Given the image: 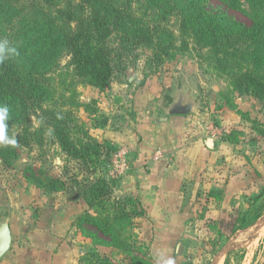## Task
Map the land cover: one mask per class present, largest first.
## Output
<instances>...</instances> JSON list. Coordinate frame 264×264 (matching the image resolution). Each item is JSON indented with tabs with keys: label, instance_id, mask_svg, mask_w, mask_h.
Here are the masks:
<instances>
[{
	"label": "rangeland",
	"instance_id": "obj_1",
	"mask_svg": "<svg viewBox=\"0 0 264 264\" xmlns=\"http://www.w3.org/2000/svg\"><path fill=\"white\" fill-rule=\"evenodd\" d=\"M19 2L28 4L25 0ZM241 4L248 14L255 10L260 12L258 5H251L247 0H241ZM134 6L139 14L151 15V12L146 11L145 0H135ZM246 13L234 12L233 15L247 21ZM167 26L174 33L177 48L173 51L174 55L165 58L163 63L154 57L152 48L134 45L122 47L115 37L113 41L117 50L114 76L111 84L103 90L83 84L72 74L67 68L69 57L65 50L53 71H49L48 78L54 96L52 103L60 104L61 108L71 113V117L104 146L102 161L95 168L66 155L56 143L51 129L41 127L38 121L34 123L31 131L33 136H29L28 146L20 143L24 137L21 128L15 126L6 129L0 123V132L5 133L3 138L0 137V205L3 204L0 206V218L11 215L14 209H19L12 215H20L24 227L16 232V237L36 225L33 219L41 217L46 208L52 206V201L61 199L60 196L65 203L84 204L83 201H86L79 195V190L89 178H106L114 196L120 197L113 188L118 177L110 174V164L113 154L123 147L100 141L93 135L96 133L95 128L108 123L112 127H123L127 122L134 121L139 112L160 121L179 92L196 103L195 111L183 118L186 121L184 134L195 136V130L199 129L201 137L218 142L225 141L222 150L226 153L223 157H218L220 163H215L218 168H231L227 157L233 159L236 156L240 162L239 167L244 171L248 163H251L247 162L250 161L247 154H254L257 158L262 156L264 100L235 89L230 79L216 65L207 48H201L192 39H188V47L184 49L176 17H172ZM74 97L76 101L88 104L89 111L84 107H72ZM135 105L139 108L138 111H134ZM5 140L14 143H5ZM50 180H59L63 185L60 187L57 182L58 186H54ZM214 181L217 180H212V184ZM211 188L212 186L200 188L198 195L202 201L199 200L196 208L191 211L196 219L193 223L172 226L181 232L186 226L192 227L196 235L193 239H174L168 242L164 239L166 226L165 229L162 226L161 235L155 233L151 239V230L156 227L146 222L143 224L144 220L141 218L145 215V210L135 197L130 196L141 213L135 220L136 227L130 239V242L136 244L130 243V247L124 250L106 245L86 246L80 242L79 247L85 253L73 264H144L147 261L153 264H218L220 255L217 256V253L230 246L233 247L226 264H245L246 258L256 252L255 247L261 248L257 239V224L264 216V188L262 192L255 190L249 194L250 200L254 197L259 203L253 209L239 210L240 231L232 240L223 238L224 242L221 244L216 235L218 232L214 224V209L208 207L206 201ZM258 195L260 197H256ZM7 201L10 205L5 204ZM16 219L18 220L17 217ZM60 234L65 236L66 233ZM260 238L264 239V234ZM66 247L68 245L63 251L69 252V247Z\"/></svg>",
	"mask_w": 264,
	"mask_h": 264
},
{
	"label": "trees",
	"instance_id": "obj_2",
	"mask_svg": "<svg viewBox=\"0 0 264 264\" xmlns=\"http://www.w3.org/2000/svg\"><path fill=\"white\" fill-rule=\"evenodd\" d=\"M25 1L28 4L0 0V44H4L0 108H7L0 123L6 129L21 128L23 145H30L29 136L38 121L51 129L66 155L95 168L102 161L104 146L71 113L52 103L49 71L65 50L72 74L83 84L103 90L114 76V38L122 47L152 48L163 63L177 48L167 26L172 17L178 20L184 49L188 39L207 48L235 89L264 100V0H247L260 9L252 14L245 12L241 0H145L151 15L139 14L135 0ZM234 12L246 13L247 21L237 19ZM71 106L89 111V105L75 97ZM4 135L0 132V137ZM50 182L63 185L59 180ZM79 195L88 209L77 218L76 226L94 245L126 250L130 243L136 244L130 239L141 213L133 198L114 196L104 177L87 179Z\"/></svg>",
	"mask_w": 264,
	"mask_h": 264
},
{
	"label": "crops",
	"instance_id": "obj_3",
	"mask_svg": "<svg viewBox=\"0 0 264 264\" xmlns=\"http://www.w3.org/2000/svg\"><path fill=\"white\" fill-rule=\"evenodd\" d=\"M180 94L181 92L178 96ZM138 109L135 105L134 111ZM120 110L123 108L120 107ZM184 116H167L165 111L160 121H156L153 117L139 112L134 121L127 122L123 127L104 124L96 127L93 135L100 141H108L116 147L122 146L129 150L128 169L116 180L113 188L120 197H135L144 208L145 215L141 218L144 220L143 224L146 222L156 227L151 230V239L155 233L161 235L162 226L164 229L166 226L164 239L168 242L174 239H193L196 235L192 227L186 226L183 233L172 226L193 223L196 219L191 211L201 200L198 195L200 188L212 186L206 201L208 207L214 209V224L218 232L216 235L221 244L224 242L223 238L232 240L240 231L241 228H238L232 234L234 226L240 224L239 210L253 209L259 203L254 197L250 200L249 194L255 190L262 192L264 188V158L261 159L264 153L258 158L254 154H247L250 157L247 162L251 163H248L244 171L239 167L240 162L236 156L235 159L227 157L231 168H218L215 163H220L218 157H223L226 153L222 150L225 141L214 140L215 146L210 148L207 144L209 138L201 137L199 129L195 128V136L185 135ZM158 151L161 155L156 158ZM250 166L253 167L249 168ZM212 180H217L213 182L214 185ZM60 198L52 201V206L48 205L50 207L46 208L47 212L45 210L41 217L34 218L36 225H32L28 231L24 230L20 237H16V232L24 227L22 219L20 215H15L18 220L12 215L19 209H14L11 215L0 218L9 219L12 232L11 247L0 259V264H73L85 253L78 243L94 245L76 226L77 218L88 209L86 202L65 203L61 196ZM5 204L10 205V202ZM257 225V239L261 248L255 247L256 252L254 250L247 257L249 259L246 258L245 264H264V239L260 238L264 234V216ZM61 232H65V236H60ZM200 235L202 239V231ZM67 245L69 252L63 251ZM232 247L221 249L217 253V256L220 255L218 261L222 260L226 264Z\"/></svg>",
	"mask_w": 264,
	"mask_h": 264
},
{
	"label": "water",
	"instance_id": "obj_4",
	"mask_svg": "<svg viewBox=\"0 0 264 264\" xmlns=\"http://www.w3.org/2000/svg\"><path fill=\"white\" fill-rule=\"evenodd\" d=\"M196 103L191 99H186L181 93L174 101L169 104L166 111L167 116L171 115H187L195 111ZM207 144L210 148L215 146L213 139H207ZM12 243V232L9 224V219L3 217L0 220V259L9 251Z\"/></svg>",
	"mask_w": 264,
	"mask_h": 264
},
{
	"label": "built area",
	"instance_id": "obj_5",
	"mask_svg": "<svg viewBox=\"0 0 264 264\" xmlns=\"http://www.w3.org/2000/svg\"><path fill=\"white\" fill-rule=\"evenodd\" d=\"M161 155V152H157L156 158ZM129 150L126 147L117 150L111 159L110 174L112 177H121L128 169Z\"/></svg>",
	"mask_w": 264,
	"mask_h": 264
},
{
	"label": "clouds",
	"instance_id": "obj_6",
	"mask_svg": "<svg viewBox=\"0 0 264 264\" xmlns=\"http://www.w3.org/2000/svg\"><path fill=\"white\" fill-rule=\"evenodd\" d=\"M6 44V42H4ZM4 48V44H0V50ZM14 51V50H13ZM7 115V108H0V118H3ZM5 143H14V141H4Z\"/></svg>",
	"mask_w": 264,
	"mask_h": 264
},
{
	"label": "bare ground",
	"instance_id": "obj_7",
	"mask_svg": "<svg viewBox=\"0 0 264 264\" xmlns=\"http://www.w3.org/2000/svg\"><path fill=\"white\" fill-rule=\"evenodd\" d=\"M221 261V260H220ZM217 263V262H216Z\"/></svg>",
	"mask_w": 264,
	"mask_h": 264
}]
</instances>
